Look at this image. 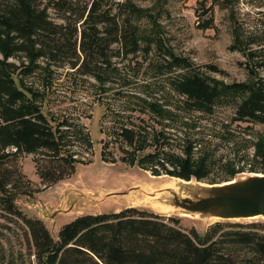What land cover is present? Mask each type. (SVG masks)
<instances>
[{
    "label": "rangeland",
    "instance_id": "obj_1",
    "mask_svg": "<svg viewBox=\"0 0 264 264\" xmlns=\"http://www.w3.org/2000/svg\"><path fill=\"white\" fill-rule=\"evenodd\" d=\"M99 2L107 10L121 2L137 5L138 50L125 55L117 43L113 44L104 78L79 72L68 63H49L45 58L37 60L39 66L32 72L18 75L22 86L39 93L36 102L54 121L66 119L70 127L82 130V136L73 138L68 146L77 159L75 171L55 183L42 182L34 165L36 153H22L7 163L16 165L26 181L24 190L16 193L17 206L26 215L42 218L54 236L63 222L79 213L119 210L129 204L154 211L150 206L120 200L127 195L114 197V202L92 203L80 193L99 188L121 191L139 182L136 180L152 178L142 161L155 147L204 163L208 172L200 179L204 182L260 171L264 163V123L233 118L241 95L217 105L211 113L189 108L185 96L170 82L180 69L163 72L156 64L162 57L160 45L189 57L199 69L225 83L264 85V0ZM50 15L60 20L52 9ZM8 60L20 65L27 61L21 54ZM123 127L136 131L134 142L119 137ZM164 166L171 168L167 162ZM157 167L160 176H167L166 169L160 164ZM169 215L178 217L184 230L192 226L204 230L217 220L228 221L222 222L224 230L237 227L229 221L243 225L264 222L262 215L203 221L174 212L162 214ZM223 229L216 236H221ZM33 251L23 219L1 212L0 264H36ZM239 253L244 254V250Z\"/></svg>",
    "mask_w": 264,
    "mask_h": 264
},
{
    "label": "trees",
    "instance_id": "obj_2",
    "mask_svg": "<svg viewBox=\"0 0 264 264\" xmlns=\"http://www.w3.org/2000/svg\"><path fill=\"white\" fill-rule=\"evenodd\" d=\"M51 9L59 21L51 17ZM138 13L131 2L107 10L99 0H0V214L23 219L36 264H264L261 221H229L237 227L224 230L222 222L228 221L217 220L204 230H184L176 216L129 206L79 213L63 222L54 236L42 218L26 215L17 206L16 193L24 190L26 181L16 165L7 163L22 153H36L34 165L42 182L55 183L75 171L77 159L68 146L82 136L81 128L70 127L66 119L54 121L44 112L36 102L39 93L22 86L18 75L32 72L37 60L45 58L104 78L113 44L125 55L138 50ZM158 50L161 71L180 69L170 82L185 96L186 106L211 113L239 94L233 118L264 123V85L225 83L189 57L160 45ZM18 54L27 61L20 65L8 60ZM118 135L132 143L136 131L123 127ZM143 156L153 175L161 174L159 164L166 169L165 162L171 166L166 174L199 180L208 175L204 163L157 147ZM221 229L222 235L216 236Z\"/></svg>",
    "mask_w": 264,
    "mask_h": 264
},
{
    "label": "water",
    "instance_id": "obj_3",
    "mask_svg": "<svg viewBox=\"0 0 264 264\" xmlns=\"http://www.w3.org/2000/svg\"><path fill=\"white\" fill-rule=\"evenodd\" d=\"M153 175V174H152ZM121 191L113 189H88L80 194L95 203L112 201L114 197L127 195L120 200L137 205L150 206L154 213L188 215L206 221L210 218L246 219L264 217V172L250 171L236 174L219 182H204L170 175L141 178ZM152 185L151 189L146 187ZM136 186V187H135ZM135 187V189L133 188ZM106 190V191H105ZM149 198L152 200L150 201ZM157 204V205H156ZM135 205H125L129 207Z\"/></svg>",
    "mask_w": 264,
    "mask_h": 264
},
{
    "label": "bare ground",
    "instance_id": "obj_4",
    "mask_svg": "<svg viewBox=\"0 0 264 264\" xmlns=\"http://www.w3.org/2000/svg\"><path fill=\"white\" fill-rule=\"evenodd\" d=\"M151 187H152V185H150L149 187H146V188L149 190V189H151ZM149 200L152 201L150 198H149Z\"/></svg>",
    "mask_w": 264,
    "mask_h": 264
}]
</instances>
